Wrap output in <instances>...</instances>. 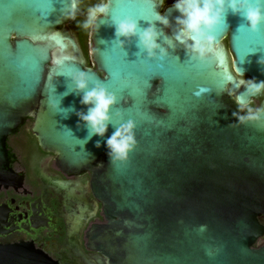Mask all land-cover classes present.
<instances>
[{
  "label": "water",
  "instance_id": "water-1",
  "mask_svg": "<svg viewBox=\"0 0 264 264\" xmlns=\"http://www.w3.org/2000/svg\"><path fill=\"white\" fill-rule=\"evenodd\" d=\"M68 2L0 0V182L9 175L7 138L32 117L42 147L64 167L93 172L92 193L106 223L91 229L88 245L111 264H264V129L237 124L232 115L245 91L233 68L264 80L257 63L264 24L257 32L239 29L242 18L229 12L215 30V52L201 63L184 45L170 47L165 36L173 38L172 28L156 20V13L167 16L175 27V0H112L113 15L132 16L142 29L154 24L169 54L138 55L135 38L123 50L115 28L101 25L91 34L95 69L66 28L75 21L64 19ZM76 68L92 75L90 88L99 80L116 95L113 124L122 122L117 112L136 122L137 144L126 160L107 155L115 126L88 139L75 111L57 113L60 101L61 108L87 110L82 94L62 95ZM201 88L209 91L195 95ZM0 253V264H60L33 243L7 244Z\"/></svg>",
  "mask_w": 264,
  "mask_h": 264
},
{
  "label": "flooded vegetation",
  "instance_id": "flooded-vegetation-1",
  "mask_svg": "<svg viewBox=\"0 0 264 264\" xmlns=\"http://www.w3.org/2000/svg\"><path fill=\"white\" fill-rule=\"evenodd\" d=\"M96 2L84 0L81 8ZM78 18H85L83 11L66 28L76 36L86 65L97 69L89 56L91 35L87 42L81 38ZM224 43L230 50L229 36ZM263 101L264 94L251 103L256 107ZM7 148L9 175L0 183L12 184L0 187V251L4 245L25 242L60 264L64 259L70 264H111L105 254L88 245L91 229L106 223L101 203L92 193L93 172L64 167L56 152L42 147L32 117L8 136Z\"/></svg>",
  "mask_w": 264,
  "mask_h": 264
},
{
  "label": "clouds",
  "instance_id": "clouds-1",
  "mask_svg": "<svg viewBox=\"0 0 264 264\" xmlns=\"http://www.w3.org/2000/svg\"><path fill=\"white\" fill-rule=\"evenodd\" d=\"M83 2L84 0H69L64 19L76 20L78 14L83 11L85 18L78 22V26L82 30L88 31L90 35L97 33L101 25H107L115 28V45L123 50L126 44H130L135 38L140 50L138 55L146 53L147 58L157 59L169 54L168 48L162 47L157 42L162 32L158 31L154 24L142 29L137 19L132 16L113 15L112 0H98V2L82 9ZM172 8L179 12L175 18L174 28L167 16L156 13V20L160 24L166 28H172L173 38L165 36L166 40L170 42L169 46L171 47L174 41L184 45L187 52L201 63L207 61L208 57L215 52L217 48L215 30L221 24H225L229 12L242 18L243 22L239 29L247 27L249 30L257 32L264 24V0H175ZM257 63L264 66V57H260ZM233 71L236 77L240 78L236 85L237 88L241 86L245 88V91L237 96L235 101L239 109L238 112L232 114L236 118V123L240 125L254 124L260 129H264V106L254 107L251 102L242 103L240 100V97L245 95L255 97L264 94V80L245 79L243 71L237 66L233 68ZM60 75L65 76L64 73ZM66 77L70 78V85L68 84L67 91L62 95L82 94L80 104L87 106V110L76 111L73 108H61L60 101L54 105L57 113L68 109L75 111L79 121L88 130V139L92 136L103 138L108 131L109 124L115 126V131L106 140L107 155L110 162L126 160L137 144L136 122L132 119L123 120L122 114L117 112V115L121 116L122 122L113 124L111 110L118 102L117 97L102 81L96 80L95 83H92L94 86L90 88L89 85L93 77L89 72L76 68ZM226 79L232 82L234 77L229 74ZM206 91L209 89L201 88L195 95L199 96ZM228 94L232 95L230 92ZM95 146L100 148V142L97 141ZM205 228L206 226H201L200 230L203 231Z\"/></svg>",
  "mask_w": 264,
  "mask_h": 264
},
{
  "label": "trees",
  "instance_id": "trees-1",
  "mask_svg": "<svg viewBox=\"0 0 264 264\" xmlns=\"http://www.w3.org/2000/svg\"><path fill=\"white\" fill-rule=\"evenodd\" d=\"M168 2H171L172 0H167ZM79 21H82V19H77V22ZM80 28V27H79ZM80 36L83 40H85L87 42L88 38H89V32L88 31H85V30H82L80 28Z\"/></svg>",
  "mask_w": 264,
  "mask_h": 264
},
{
  "label": "rangeland",
  "instance_id": "rangeland-1",
  "mask_svg": "<svg viewBox=\"0 0 264 264\" xmlns=\"http://www.w3.org/2000/svg\"><path fill=\"white\" fill-rule=\"evenodd\" d=\"M88 49H89V56L92 57V54H91L92 44H89V48ZM75 217L78 218V217H81V215H79V214L77 215L76 214Z\"/></svg>",
  "mask_w": 264,
  "mask_h": 264
},
{
  "label": "snow or ice",
  "instance_id": "snow-or-ice-1",
  "mask_svg": "<svg viewBox=\"0 0 264 264\" xmlns=\"http://www.w3.org/2000/svg\"><path fill=\"white\" fill-rule=\"evenodd\" d=\"M142 18V17H141Z\"/></svg>",
  "mask_w": 264,
  "mask_h": 264
}]
</instances>
